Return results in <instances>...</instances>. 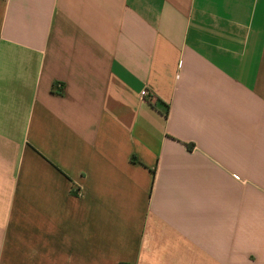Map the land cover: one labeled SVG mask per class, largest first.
<instances>
[{"label":"crops","instance_id":"1","mask_svg":"<svg viewBox=\"0 0 264 264\" xmlns=\"http://www.w3.org/2000/svg\"><path fill=\"white\" fill-rule=\"evenodd\" d=\"M0 264H264V0H0Z\"/></svg>","mask_w":264,"mask_h":264},{"label":"built area","instance_id":"2","mask_svg":"<svg viewBox=\"0 0 264 264\" xmlns=\"http://www.w3.org/2000/svg\"><path fill=\"white\" fill-rule=\"evenodd\" d=\"M140 95H141L142 98H145L147 101H149V102L152 101L151 98L149 97V95L147 94L146 91H142V92L140 93ZM76 191L79 192V190H77V189H76Z\"/></svg>","mask_w":264,"mask_h":264}]
</instances>
